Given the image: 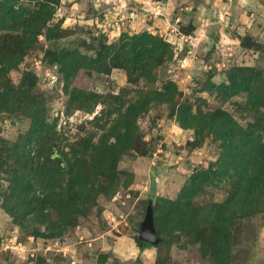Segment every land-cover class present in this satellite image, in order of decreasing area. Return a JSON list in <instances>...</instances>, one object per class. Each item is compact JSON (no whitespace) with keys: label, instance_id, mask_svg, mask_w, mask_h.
<instances>
[{"label":"rangeland","instance_id":"obj_1","mask_svg":"<svg viewBox=\"0 0 264 264\" xmlns=\"http://www.w3.org/2000/svg\"><path fill=\"white\" fill-rule=\"evenodd\" d=\"M38 1L44 0L21 3L35 10ZM59 22L60 37L49 41L42 35L9 74L14 85L26 73L38 78L34 94L45 104L48 123L56 127L55 136L42 143L51 149L54 163L66 165L83 140L93 136L98 143L102 135L110 134L119 116L115 113L119 99L126 101V110L142 91L163 89L169 81L176 83L181 104L191 105L194 114L222 109L245 127L253 123V114L244 108L246 95L230 99L206 89L212 83H229L230 70L245 66L255 67V89L264 92V0H60L51 24ZM195 24L197 33L192 31ZM143 31L171 43L172 56L154 71L155 84L147 79L130 84L123 69H113L81 87L96 96L95 101L80 107L70 100L51 54L71 50L95 57L105 45L118 44L123 34ZM242 42L250 48H243ZM169 116L170 107L154 105L137 120L139 146L146 143L149 152L142 156L130 149L118 164V171L134 176L132 184L122 185L128 177L121 176L113 195L90 200L76 224L57 238L30 235L45 227L38 224L25 230L2 209L1 195L10 185L7 170L18 164L8 151L23 140L30 121L18 112L0 119V264H220L209 230L183 232L172 224L167 233L157 230L159 244L143 252L137 245L150 201L156 220L160 199H175L194 173L209 169L221 154V143L212 137L193 147L194 131L182 129ZM33 145L27 150L34 155ZM233 182L228 178L209 186L195 197L194 205L223 203L234 191ZM53 218L57 220L54 213ZM165 222L170 224L171 219ZM230 256L228 264H264V213L235 221Z\"/></svg>","mask_w":264,"mask_h":264},{"label":"trees","instance_id":"obj_2","mask_svg":"<svg viewBox=\"0 0 264 264\" xmlns=\"http://www.w3.org/2000/svg\"><path fill=\"white\" fill-rule=\"evenodd\" d=\"M22 1L0 0V119L18 112L30 121L23 140L8 151L18 164L7 170L10 185L1 197L2 209L12 223L25 230L39 224L45 227L44 232L33 229L30 235L57 238L76 224L77 217L89 208L90 200L96 201L100 194L113 195L121 176L128 177L122 185L129 187L134 176L118 171L121 157L130 149L142 156L149 152L146 143L143 148L139 146L142 138L137 136V120L154 105L168 106L170 119H175L182 129L194 131L193 147L201 145L204 137H212L221 143V154L209 169L194 173L175 199H160L156 205L159 218L155 220L158 233H167L172 224L183 232L209 230L215 256L220 264H228L235 221L264 213V92L255 89V67L235 66L228 75L229 83H212L206 89L230 99L246 95L244 108L254 119L246 127L222 109L194 114L191 105L181 104L182 93L176 83L169 81L163 89L139 91L140 98L126 110V101L119 99L122 103L115 109L119 116L110 134L102 135L98 143L93 136L83 140L73 148L75 158L60 166L52 161L51 149L42 144L55 136L56 127L48 123L45 104L34 94L38 78L26 73L17 85L9 78L42 35L49 41L60 37L62 23L51 24L60 0L38 1L35 10L24 7ZM195 29L194 26L192 31ZM170 44L143 31L123 34L118 44L105 45L95 57L71 50L50 57L52 64L60 68L64 92L83 107L95 101L96 96L81 87H88L96 75L109 74L113 69H123L130 84L143 79L155 84L154 71L167 61L168 55L172 56ZM241 45L250 48L246 42ZM30 145L36 148L34 155L33 150H27ZM228 178L234 181V191L223 203L194 205L195 197ZM167 218L170 224H166ZM187 223L192 227L187 228ZM136 240L142 252L153 247L139 237Z\"/></svg>","mask_w":264,"mask_h":264},{"label":"water","instance_id":"obj_3","mask_svg":"<svg viewBox=\"0 0 264 264\" xmlns=\"http://www.w3.org/2000/svg\"><path fill=\"white\" fill-rule=\"evenodd\" d=\"M139 238L152 245L160 243V238L157 236V229L155 226L154 203L152 201H150L147 208L145 220L141 223Z\"/></svg>","mask_w":264,"mask_h":264},{"label":"crops","instance_id":"obj_4","mask_svg":"<svg viewBox=\"0 0 264 264\" xmlns=\"http://www.w3.org/2000/svg\"><path fill=\"white\" fill-rule=\"evenodd\" d=\"M195 27H196L195 31H197L198 28H197V25H196V24H195ZM195 31H194V33H197V32H195ZM188 37H189V36H188Z\"/></svg>","mask_w":264,"mask_h":264}]
</instances>
